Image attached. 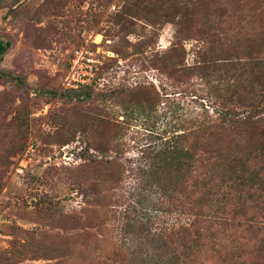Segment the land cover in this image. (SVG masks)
I'll use <instances>...</instances> for the list:
<instances>
[{"label": "rangeland", "instance_id": "374dc122", "mask_svg": "<svg viewBox=\"0 0 264 264\" xmlns=\"http://www.w3.org/2000/svg\"><path fill=\"white\" fill-rule=\"evenodd\" d=\"M0 41V264H170L179 213L141 151L201 120L226 152L264 148V0H0ZM76 52L101 85L64 90ZM238 185L236 264H264V183Z\"/></svg>", "mask_w": 264, "mask_h": 264}, {"label": "trees", "instance_id": "16d2710c", "mask_svg": "<svg viewBox=\"0 0 264 264\" xmlns=\"http://www.w3.org/2000/svg\"><path fill=\"white\" fill-rule=\"evenodd\" d=\"M7 47L0 41V61ZM221 114L223 120L232 124H253L250 117H239L230 109ZM212 124L210 120L197 121L192 129L175 136V144H170V138H163L161 145H148L141 151L147 162L143 176L163 196L171 194L179 213L170 264H236L245 260L254 246L239 232L240 228L251 229L253 224L237 218H247V211L236 184L264 183L263 179L252 178L244 168L256 163V159L264 161V148L226 152L219 142L211 144L214 133L208 130ZM184 217L186 222L181 221ZM163 237L169 240L171 233L165 229Z\"/></svg>", "mask_w": 264, "mask_h": 264}, {"label": "built area", "instance_id": "2783aa9c", "mask_svg": "<svg viewBox=\"0 0 264 264\" xmlns=\"http://www.w3.org/2000/svg\"><path fill=\"white\" fill-rule=\"evenodd\" d=\"M91 62H94V60L87 58L85 56H80L79 52H76L74 64L78 66V70H74V68H71V71L66 75V77L64 78L62 82V86L64 90L76 91L84 87H92V85H101V83L99 82L100 81L99 79L96 80L95 78H90V75L83 72L82 70V66H84L83 67L84 69L88 67V65L90 66ZM32 147L33 146L30 143L24 157L28 156L30 151L31 152L33 151ZM69 155H71V157H69L68 159H71V158L73 159V154L70 153Z\"/></svg>", "mask_w": 264, "mask_h": 264}]
</instances>
